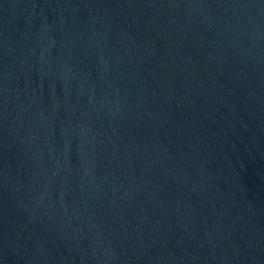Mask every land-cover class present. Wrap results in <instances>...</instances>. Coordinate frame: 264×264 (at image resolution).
<instances>
[{"label":"water","instance_id":"1","mask_svg":"<svg viewBox=\"0 0 264 264\" xmlns=\"http://www.w3.org/2000/svg\"><path fill=\"white\" fill-rule=\"evenodd\" d=\"M0 264H264V0H0Z\"/></svg>","mask_w":264,"mask_h":264}]
</instances>
